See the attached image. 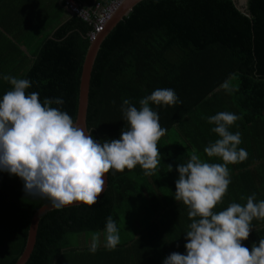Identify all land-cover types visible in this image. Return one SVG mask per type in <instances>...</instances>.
<instances>
[{"label":"trees","instance_id":"16d2710c","mask_svg":"<svg viewBox=\"0 0 264 264\" xmlns=\"http://www.w3.org/2000/svg\"><path fill=\"white\" fill-rule=\"evenodd\" d=\"M75 1L91 8L98 0ZM64 3L0 0V99L12 89L3 76L28 79L26 93H38L41 103L62 98L63 105L51 106L75 120L91 25L75 13L61 19L58 7L66 9ZM247 10L249 16L233 0H141L107 33L88 94L86 123L95 139L120 138L127 127L125 99L139 109V101L154 90L171 88L182 103L150 102L167 129L158 142L155 174L145 175L139 165L110 170L98 203L44 214L26 264H163L173 252L186 254L192 221L188 206L174 198L177 165L186 164L194 151L204 162L223 163L204 152L219 138L207 118L221 111L240 117L229 130L241 134L238 147L248 157L228 165L231 183L214 211L245 205L253 193L256 202L264 200V0H248ZM47 203L27 195L19 176L0 171V264L16 263L33 214ZM109 216L120 235L114 250L105 247ZM252 225L242 242L249 250L264 238V220ZM96 233L104 243L92 253Z\"/></svg>","mask_w":264,"mask_h":264},{"label":"clouds","instance_id":"9594fccd","mask_svg":"<svg viewBox=\"0 0 264 264\" xmlns=\"http://www.w3.org/2000/svg\"><path fill=\"white\" fill-rule=\"evenodd\" d=\"M88 24L91 29L87 35L93 29L92 23ZM3 79L10 82L12 89L0 99V171L19 176L27 195L46 198L56 209L74 202L89 206L98 203L110 170L123 172L139 165L145 175H154L160 163L158 142L167 129L161 127L159 115L150 102L166 106L182 103L171 88L154 90L139 101V109L125 99L122 112L127 127L119 139L101 142L93 137L92 130L82 127L66 111L51 106L63 105L62 98H46L41 103L38 93H26L31 86L28 79L8 75ZM223 87L232 91L229 82ZM207 119L215 125L212 131L219 138L205 147L204 152L223 163L204 162L194 151L186 164L177 165L179 178L174 198L188 206L192 222L186 232V254L173 252L163 264H264V238L258 245L253 243L251 250L242 243L249 239L252 221L264 220V200L256 202L253 193L245 205L231 203L225 210L214 211L231 183L228 165L248 157L247 151L238 147L242 143L241 134L229 130L240 117L221 111ZM169 166L171 170L172 165ZM104 231L105 247L114 250L120 243V235L111 216L106 219ZM92 239L90 251L95 253L99 237L94 235Z\"/></svg>","mask_w":264,"mask_h":264},{"label":"water","instance_id":"95a60500","mask_svg":"<svg viewBox=\"0 0 264 264\" xmlns=\"http://www.w3.org/2000/svg\"><path fill=\"white\" fill-rule=\"evenodd\" d=\"M139 1L141 0H124L122 5H120V7L114 12L112 17L110 18L109 22L106 25L104 32L99 34L98 39L96 41L90 42L88 46V49L86 51V54L83 60L82 70H81V75H80L77 114H76V119H75V121H77L85 129H87L86 116H87L88 94H89L91 71H92V67H93L97 52L100 47V43L104 39V37L107 35V33L117 24V22L120 21L125 15H127L129 11L133 8V6ZM247 1L248 0H233L236 8L241 13L249 16V12L247 10ZM105 179H106V184L104 187V192L108 184L107 174H106ZM102 194L100 196H102ZM81 204H84V203L74 202L73 204L65 206L63 208L81 205ZM54 209L56 208H54L51 205V203H47L43 205L42 207H40L33 214L30 224H29V230H28V235H27L24 250L22 254L19 256V258L17 259L15 264H26V262L28 261V258L30 257V254L33 251L34 245L36 243L37 228H38L39 221L41 220V217L47 212L54 210Z\"/></svg>","mask_w":264,"mask_h":264},{"label":"built area","instance_id":"2783aa9c","mask_svg":"<svg viewBox=\"0 0 264 264\" xmlns=\"http://www.w3.org/2000/svg\"><path fill=\"white\" fill-rule=\"evenodd\" d=\"M122 0H108L105 4H96L93 9H88L75 0H65V7L70 13H75L83 20L92 23L93 29L88 33L91 40L101 33L105 23Z\"/></svg>","mask_w":264,"mask_h":264},{"label":"crops","instance_id":"0c3cea01","mask_svg":"<svg viewBox=\"0 0 264 264\" xmlns=\"http://www.w3.org/2000/svg\"><path fill=\"white\" fill-rule=\"evenodd\" d=\"M58 8H59V12L58 11L57 12L60 14L61 19H66L69 17L70 14L65 9H61L60 7H58Z\"/></svg>","mask_w":264,"mask_h":264},{"label":"rangeland","instance_id":"374dc122","mask_svg":"<svg viewBox=\"0 0 264 264\" xmlns=\"http://www.w3.org/2000/svg\"><path fill=\"white\" fill-rule=\"evenodd\" d=\"M34 39H33V41H32V44L34 43ZM95 235H99L98 237H99V240H98V244H100V245H102L103 243H104V238H103V236H101V233H96ZM94 236V235H93ZM91 240V242H93V240L92 239H90Z\"/></svg>","mask_w":264,"mask_h":264},{"label":"bare ground","instance_id":"6f19581e","mask_svg":"<svg viewBox=\"0 0 264 264\" xmlns=\"http://www.w3.org/2000/svg\"><path fill=\"white\" fill-rule=\"evenodd\" d=\"M98 37H99V35H97V36L94 38V40H93V41H96V40L98 39Z\"/></svg>","mask_w":264,"mask_h":264}]
</instances>
